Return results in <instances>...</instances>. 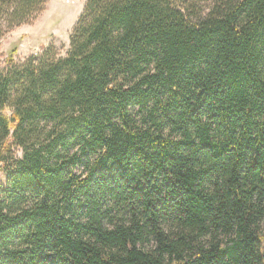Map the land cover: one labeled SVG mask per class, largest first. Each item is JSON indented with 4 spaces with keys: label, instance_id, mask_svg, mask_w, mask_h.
<instances>
[{
    "label": "trees",
    "instance_id": "obj_1",
    "mask_svg": "<svg viewBox=\"0 0 264 264\" xmlns=\"http://www.w3.org/2000/svg\"><path fill=\"white\" fill-rule=\"evenodd\" d=\"M0 168V264H264V0H85L0 60Z\"/></svg>",
    "mask_w": 264,
    "mask_h": 264
},
{
    "label": "rangeland",
    "instance_id": "obj_2",
    "mask_svg": "<svg viewBox=\"0 0 264 264\" xmlns=\"http://www.w3.org/2000/svg\"><path fill=\"white\" fill-rule=\"evenodd\" d=\"M199 1L206 7L212 2ZM84 3L85 0H47L45 9L36 19L13 29L0 40V60L3 62L12 54L14 61L20 64L31 56H41L49 48L59 56H65L69 36ZM6 183L7 175L0 168V185L6 186Z\"/></svg>",
    "mask_w": 264,
    "mask_h": 264
}]
</instances>
